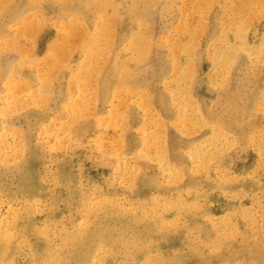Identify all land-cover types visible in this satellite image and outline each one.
<instances>
[{
    "label": "rangeland",
    "instance_id": "1",
    "mask_svg": "<svg viewBox=\"0 0 264 264\" xmlns=\"http://www.w3.org/2000/svg\"><path fill=\"white\" fill-rule=\"evenodd\" d=\"M3 1L0 264H264V0Z\"/></svg>",
    "mask_w": 264,
    "mask_h": 264
},
{
    "label": "bare ground",
    "instance_id": "2",
    "mask_svg": "<svg viewBox=\"0 0 264 264\" xmlns=\"http://www.w3.org/2000/svg\"><path fill=\"white\" fill-rule=\"evenodd\" d=\"M1 1H3V0H1ZM11 1L13 2V0H11ZM15 1H16V0H15ZM147 1H149V0H147ZM3 2H4V1H3ZM12 2H11V3H12ZM108 2H109V1H108ZM144 2H145V1H144ZM16 3H17V2H16ZM0 4H1V3H0ZM200 4H201V2H200ZM10 6H11V4H10ZM13 6H14V5H13ZM143 6H144V5H143ZM147 7H148V6H147ZM0 8H1V7H0ZM11 8H12V7H11ZM116 9H117V8H116ZM23 11H24V10H23ZM134 11H135V9H134ZM135 12H136V11H135ZM135 12H134V13H135ZM137 12H138V11H137ZM137 12H136V13H137ZM3 13H4V12H3ZM114 14H115V13H114ZM140 14H141V13H140ZM135 16H136V15H135ZM118 17H119V16H118ZM140 17H141V16H140ZM234 20H235V19H234ZM147 21H148V20H147ZM76 22H77V21H76ZM74 23H75V22H74ZM146 24H147V23H146ZM69 25H70V24H69ZM246 27H247V26H246ZM32 28H33V27H32ZM78 28H80V26H79ZM76 29H77V28H76ZM191 29H192V28H191ZM68 30H69V28H68ZM237 33H238V31H237ZM239 35H240V34H239ZM239 37H241V36H239ZM107 39H108V38H107ZM171 41H172V39H171ZM113 42H114V41H113ZM83 47H84V46H83ZM132 47H133V46H132ZM189 47H190V46H189ZM231 48H232V47H231ZM144 49H145V48H144ZM146 49H147V48H146ZM233 49H234V48H233ZM147 50H149V49H147ZM156 50H157V49H156ZM218 51H219V50H218ZM227 51H228V50H227ZM148 52H149V51H148ZM148 52H147V53H148ZM91 54H92V53H91ZM101 54H102V53H101ZM148 54H150V53H148ZM151 55H152V54H151ZM232 55H233V54H232ZM138 56H139V55H138ZM146 56H148V55H146ZM227 56H228V54H227ZM229 56H230V55H229ZM229 56H228V58H229ZM63 57H64V56H63ZM90 57H91V55H90ZM95 57H96V56H95ZM139 57H140V56H139ZM143 57H145V56H143ZM148 57H149V56H148ZM217 57H218V56H217ZM231 57H233V56H231ZM224 58H225V57H224ZM224 58H223V59H224ZM228 58H227V59H228ZM139 59H140V58H139ZM139 59H138V60H139ZM141 59H142V58H141ZM227 59H226V60H227ZM232 59H233V58H232ZM138 60H137V61H138ZM229 61H230V60H229ZM88 62H89V61H88ZM91 62H92V61H91ZM91 62H90V63H91ZM225 62H228V61H225ZM234 62H236V59H235ZM228 63H230V62H228ZM86 65L89 66L88 64H86ZM121 66H122V65H121ZM227 66H228V65H227ZM104 67H105V66H104ZM137 67H138V66H137ZM222 67L224 68V66H222ZM190 68H191V67H190ZM220 68H221V67H220ZM90 70H91V69H90ZM95 70H96V69H95ZM225 70H226V69H225ZM144 72H145V71H144ZM84 73H85V72H84ZM102 73H103V72H102ZM190 73H191V72H190ZM133 74H134V73H133ZM185 74H186V73H185ZM134 76H135V75H134ZM134 76H133V77H134ZM131 77H132V76H131ZM174 77H175V76H174ZM80 78H81V77H80ZM80 78H79V79H80ZM99 78H100V77H99ZM135 78H136V77H135ZM75 79L77 80L76 77H75ZM127 79H128V78H127ZM133 79H134V78H133ZM76 80H75V82H76ZM227 80H229V78H228ZM98 81H99V80H98ZM132 81H133V80H132ZM77 82H78V80H77ZM98 83H99V82H98ZM103 83H104V82H103ZM13 84H14V83H13ZM240 84H241V83H240ZM24 85H25V84H24ZM24 85L22 86L23 89L25 88ZM132 86H133V85H132ZM14 87H15V85H14ZM244 87H245V86H244ZM19 88H21V87H19ZM22 88H21V90H22ZM16 89H17V88H16ZM16 89L14 88V91H15ZM127 89H128V88H127ZM11 90H13V89H11ZM11 90H10V91H11ZM18 90H20V89H18ZM98 92H99V91H98ZM145 95H146V94H145ZM17 96H18V95H17ZM143 97H144V96H143ZM233 97H234V96H233ZM15 98H17V97H15ZM157 98H158V97H157ZM21 99H22V98H21ZM96 99H97V98H96ZM149 99H150V98H149ZM155 100H156V99H155ZM19 101H20V99H19ZM19 101H18V102H19ZM237 101H238V99H237ZM16 102H17V101H16ZM36 102H37V101H36ZM29 104H30V103H29ZM158 104H159V103H158ZM77 106H78V105H76L75 107H77ZM17 107H18V106H17ZM78 107H79V106H78ZM238 108H239V107H238ZM75 109L77 110V108H75ZM76 110H75V111H76ZM80 110H81V108H80ZM238 112H239V111H238ZM226 114H227V113H226ZM181 115H182V114H181ZM231 115H232V114H231ZM184 118H185V117H184ZM60 119H61V118H60ZM181 119H182V118H181ZM184 120H186V119H184ZM230 121H231V120H230ZM188 123H189V122H188ZM185 124H186V123H185ZM10 125H11V124H10ZM13 125H14V124H13ZM189 125H190V124H189ZM227 126H228V125H227ZM222 128H223V127H222ZM63 131H64V130H63ZM220 131H221V130H220ZM160 132H161V131H160ZM148 135H149V134H148ZM151 135H152V134H151ZM146 137H147V136H146ZM150 137H151V136H149V138H150ZM152 137H154V136H152ZM152 137H151V139H152ZM155 137H156V136H155ZM155 137H154V138H155ZM147 138H148V137H147ZM154 138H153V139H154ZM154 140H155V139H154ZM214 141H216V140H214ZM148 142H149V141H148ZM150 142H151V141H150ZM151 143H153V140H152ZM156 143H157V142H156ZM211 143H212V142H211ZM145 144H146V143H145ZM145 144H144V146H145ZM149 144H150V143H149ZM149 144H148V145H149ZM144 146H143V147H144ZM149 146L152 147V144L149 145ZM149 146H148V147H149ZM160 146H161V145H160ZM145 147H146V146H145ZM157 148H158V147H157ZM161 148H162V146H161ZM149 149H151V148H149ZM154 149H156L155 146H154ZM143 150H144V149H143ZM147 150H148V149H147ZM161 150H162V149H161ZM163 150H164V149H163ZM149 151H150V150H149ZM155 151H156V150H155ZM202 151H203V150H202ZM146 152H147V151H146ZM151 152H152V151H151ZM151 152H150V154H151ZM156 153H157V152H156ZM148 154H149V153H148ZM152 154H153V152H152ZM157 154H158V153H157ZM196 154H197V153H196ZM155 155H156V154H155ZM166 155H167V154H166ZM168 155H169V154H168ZM153 157H154V156H153ZM209 158H210V157H209ZM169 159H170V158H169ZM196 159H197V158H196ZM206 159H207V158H206ZM206 159H205V161H207ZM205 161H204V162H205ZM201 163H202V162H201ZM208 163H209V162H208ZM136 164H137V163H136ZM166 164H167V163H166ZM165 167H166V165H165ZM183 167H184V165H183ZM204 167L206 168L205 165H204ZM177 168H178V167H177ZM141 169H142V168H141ZM184 170H185V169H184ZM185 201H186V200H185ZM182 204H183V203H182ZM196 208H197V207H196ZM119 211H120V210H119ZM91 212H92V211H91ZM148 219H149V218H148ZM93 222H94V221H93ZM157 222H158V221H157ZM145 224H146V223H145ZM10 226H11V225H10ZM170 226H171V225H170ZM8 227H9V226H8ZM168 227H169V226H168ZM168 227H167V228H168ZM11 228H12V226H11ZM165 228H166V227H165ZM171 228H172V227H171ZM216 230H217V229H216ZM159 231H160V230H159ZM223 232H224V231H223ZM108 234H109V233H108ZM216 236H217V235H216ZM102 237H103V236H102ZM204 239H205V238H204ZM74 240H75V239H74ZM13 241H14V239H13ZM11 243H12V242H11ZM145 243H146V242H145ZM12 245H13V244H12ZM9 247H11V246L9 245ZM201 247H202V246H201ZM209 247H210V246H209ZM47 249H48V248H47ZM251 249H252V248H251ZM201 250H202V249H201ZM139 251H140V250H139ZM259 252H260V251H259ZM11 253H12V252H11L10 249H9V251L6 252V254H5V258L10 257V256H11ZM149 253H150V252H149ZM1 255H2V254H1ZM161 258H162V257H161ZM137 259H138V258H137ZM159 259H160V258H159ZM206 259H207V258H206ZM4 261H6V260H4ZM85 261H86V260H85ZM149 263H151V262H149ZM169 263H170V262H169ZM155 264H159V263H158V262H155ZM160 264H162V263H160Z\"/></svg>",
    "mask_w": 264,
    "mask_h": 264
}]
</instances>
